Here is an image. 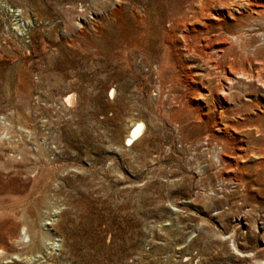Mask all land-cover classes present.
Here are the masks:
<instances>
[{
	"label": "rangeland",
	"instance_id": "374dc122",
	"mask_svg": "<svg viewBox=\"0 0 264 264\" xmlns=\"http://www.w3.org/2000/svg\"><path fill=\"white\" fill-rule=\"evenodd\" d=\"M251 71L264 0H0V264H264Z\"/></svg>",
	"mask_w": 264,
	"mask_h": 264
},
{
	"label": "bare ground",
	"instance_id": "6f19581e",
	"mask_svg": "<svg viewBox=\"0 0 264 264\" xmlns=\"http://www.w3.org/2000/svg\"><path fill=\"white\" fill-rule=\"evenodd\" d=\"M220 5L225 6L226 9H229V5H226L224 3H221ZM203 11L204 12H207V13L210 12L209 6L207 5L206 6V9L203 10ZM246 75H247L248 78L255 79L256 81H258L260 83L261 86L264 87V81L261 80L260 74L257 71H251L250 73H247ZM225 80L227 82H229L231 79L230 78H226ZM72 99H73V96L72 95H69L68 97H66L67 103H71L72 102ZM143 127L144 126H143V124L141 122H135V123H133L130 126V128L128 129L127 135L125 136V139H127V142L128 143H134L138 139V137L141 135V133L143 131Z\"/></svg>",
	"mask_w": 264,
	"mask_h": 264
},
{
	"label": "built area",
	"instance_id": "2783aa9c",
	"mask_svg": "<svg viewBox=\"0 0 264 264\" xmlns=\"http://www.w3.org/2000/svg\"><path fill=\"white\" fill-rule=\"evenodd\" d=\"M161 84H159V85H157L156 86V92H153L152 93V95L154 96V97H156V95L158 96V95H160V93H161V96H162V98H165V99H167L169 102H170V104L171 105H174L175 104V100H174V98L171 96V93L170 94H168L167 93V89H166V91H164V93H162V87L160 86ZM111 92V91H110ZM160 92V93H159ZM68 95H71V94H67L66 96H64L62 99H61V101H60V104L62 105V106H65V107H69V106H71L73 103H71V104H68L67 103V101H66V97L68 96ZM75 98V97H74ZM74 102V101H73ZM137 121H139V120H135L134 122H137ZM133 122V123H134ZM141 122V121H140ZM132 124V123H131ZM130 124V125H131ZM129 125V126H130ZM174 128H176V127H174ZM177 130V129H176ZM125 136H126V133H125V135L123 136V145H124V147L125 148H130V147H132L139 139H141V137L143 136V133L141 134V136H139L138 137V139L134 142V143H128L127 142V139H125Z\"/></svg>",
	"mask_w": 264,
	"mask_h": 264
}]
</instances>
